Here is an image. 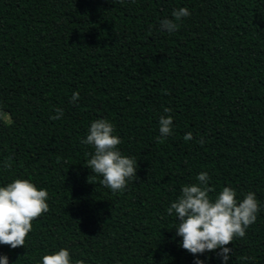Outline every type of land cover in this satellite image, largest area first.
Here are the masks:
<instances>
[{
    "label": "trees",
    "instance_id": "1",
    "mask_svg": "<svg viewBox=\"0 0 264 264\" xmlns=\"http://www.w3.org/2000/svg\"><path fill=\"white\" fill-rule=\"evenodd\" d=\"M181 7L178 30H161ZM101 118L139 165L123 192L88 168L82 141ZM201 172L213 200L255 193L228 264H264V0H0V187L27 179L49 194L25 246L0 245L9 264L62 248L71 264H194L167 209ZM218 252L197 255L223 264Z\"/></svg>",
    "mask_w": 264,
    "mask_h": 264
},
{
    "label": "clouds",
    "instance_id": "2",
    "mask_svg": "<svg viewBox=\"0 0 264 264\" xmlns=\"http://www.w3.org/2000/svg\"><path fill=\"white\" fill-rule=\"evenodd\" d=\"M187 8L181 7L173 11L174 19L161 21V30L173 33L178 30V21L190 16ZM80 99L79 92H74L72 103ZM170 113V108L164 109ZM63 110L56 109L53 120L61 119ZM115 126L107 119H96L92 122L88 135L82 142L95 149L94 155L87 161L92 172L102 175V183L114 193L127 189L129 181L137 178L139 167L134 158L122 155L118 145L122 140L114 135ZM160 135L156 138L163 142L173 134V117L161 116L159 119ZM185 141L193 139L191 133L184 137ZM203 144L204 141L200 140ZM11 158H9L10 160ZM11 168L10 162H5ZM211 177L201 172L198 183L182 187L181 195L167 209L169 215L178 220L177 236L182 237L181 247L196 256L194 264H204L197 254L216 252L223 264H228L233 249L227 247L235 238H243L246 230L256 222L260 204L254 192H248L243 200L237 199V192L231 187H224L213 200L209 193L214 188L208 186ZM49 198L46 189L38 190L27 179H16L5 187H0V245H8L12 249L25 246L26 238L32 231V221L49 211ZM0 264H9L7 255L0 256ZM42 264H71L68 249H60L54 254L43 256ZM79 264H83L80 261Z\"/></svg>",
    "mask_w": 264,
    "mask_h": 264
}]
</instances>
